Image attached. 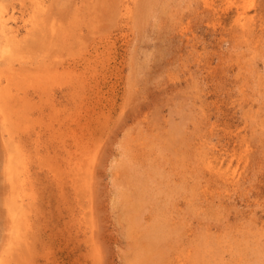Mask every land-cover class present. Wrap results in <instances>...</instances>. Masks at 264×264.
I'll return each mask as SVG.
<instances>
[{
	"label": "rangeland",
	"instance_id": "374dc122",
	"mask_svg": "<svg viewBox=\"0 0 264 264\" xmlns=\"http://www.w3.org/2000/svg\"><path fill=\"white\" fill-rule=\"evenodd\" d=\"M0 27V264H264V0H0Z\"/></svg>",
	"mask_w": 264,
	"mask_h": 264
},
{
	"label": "bare ground",
	"instance_id": "6f19581e",
	"mask_svg": "<svg viewBox=\"0 0 264 264\" xmlns=\"http://www.w3.org/2000/svg\"><path fill=\"white\" fill-rule=\"evenodd\" d=\"M37 2V1H36ZM3 24V23H2ZM3 27V26H2ZM1 28V27H0ZM1 33V32H0ZM7 36V35H6ZM10 39V38H9ZM3 40V39H2ZM1 118V117H0ZM7 154V153H6ZM147 196V195H146ZM136 205H138V204H135L134 206H136ZM134 206H132V207H134ZM133 210V209H132ZM135 210V209H134ZM134 222V221H133ZM158 227V226H157ZM156 227V228H157ZM151 232V231H150ZM150 234V233H149ZM161 234H162V232H161V230L160 229H155L154 228V231H153V234L151 235V241H150V245H151V247H152V245H154V240H157L158 238H160V236H161Z\"/></svg>",
	"mask_w": 264,
	"mask_h": 264
}]
</instances>
